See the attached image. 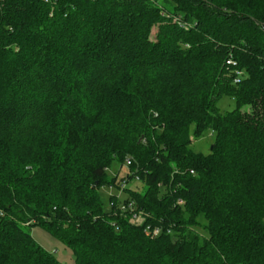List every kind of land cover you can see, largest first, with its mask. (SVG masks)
<instances>
[{
	"label": "trees",
	"instance_id": "trees-1",
	"mask_svg": "<svg viewBox=\"0 0 264 264\" xmlns=\"http://www.w3.org/2000/svg\"><path fill=\"white\" fill-rule=\"evenodd\" d=\"M35 225L75 264H264V0H0V264H62Z\"/></svg>",
	"mask_w": 264,
	"mask_h": 264
},
{
	"label": "rangeland",
	"instance_id": "rangeland-1",
	"mask_svg": "<svg viewBox=\"0 0 264 264\" xmlns=\"http://www.w3.org/2000/svg\"><path fill=\"white\" fill-rule=\"evenodd\" d=\"M155 34H156V28H153L150 36L151 40H154ZM81 38L83 41L84 39L83 34L81 35ZM84 72L86 74L87 73L91 74L90 78L99 77V75H107L109 73L107 72V69H105L104 67H95L94 69L88 68ZM94 81L96 82V80ZM217 105L223 112L230 111L235 108L234 101L228 97H222L218 101ZM213 139H214V132L211 129H208L200 137L195 139L193 138L189 146L195 152L207 154L210 151V147L213 142ZM127 158L128 157H126V159ZM108 173L110 174L109 176L113 175L114 173H117L118 178H122L129 173V170L125 162H123L121 165L117 163H113L112 166L109 167ZM129 186L133 189H136L137 191H143L144 189L143 182L140 181L132 180L129 183ZM108 192H109V185L103 186L100 190V197L104 201V203H106L107 200L109 199ZM113 194H115V191H113ZM198 230L201 231V233H204L202 229H198ZM29 232L33 237V239L44 249L50 251L60 263L75 264L76 254L74 250L71 247L67 246L65 243H63L62 241H60L58 238L52 236L46 229H44L39 225H35L29 227Z\"/></svg>",
	"mask_w": 264,
	"mask_h": 264
},
{
	"label": "built area",
	"instance_id": "built-area-1",
	"mask_svg": "<svg viewBox=\"0 0 264 264\" xmlns=\"http://www.w3.org/2000/svg\"><path fill=\"white\" fill-rule=\"evenodd\" d=\"M226 65L228 66H235L236 62L231 58L228 57L226 59ZM243 74L239 69H235V79L234 82L238 83L240 79L242 78ZM126 166L130 164V159L127 158L125 162ZM137 179V178H136ZM126 187H128V180L126 177L120 178L118 182L117 188L114 185H109V192L108 196L113 197L115 196L116 198L120 199V196L124 193ZM113 191H115V194H113ZM179 203L181 201L179 200ZM114 204L113 201L109 202V205L112 206ZM119 207L120 210H127L129 209V222L135 225H143L145 224L146 218L148 215L141 209H138L134 206L133 202H128V203H121L118 204L117 208ZM144 231H150L152 235L156 236L161 232V229L158 226L151 227L149 225L145 226ZM169 232V230H167Z\"/></svg>",
	"mask_w": 264,
	"mask_h": 264
},
{
	"label": "water",
	"instance_id": "water-1",
	"mask_svg": "<svg viewBox=\"0 0 264 264\" xmlns=\"http://www.w3.org/2000/svg\"><path fill=\"white\" fill-rule=\"evenodd\" d=\"M212 147V146H211Z\"/></svg>",
	"mask_w": 264,
	"mask_h": 264
}]
</instances>
